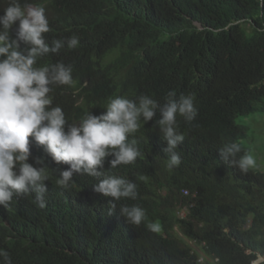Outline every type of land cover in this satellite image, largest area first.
<instances>
[{
  "label": "clouds",
  "instance_id": "obj_1",
  "mask_svg": "<svg viewBox=\"0 0 264 264\" xmlns=\"http://www.w3.org/2000/svg\"><path fill=\"white\" fill-rule=\"evenodd\" d=\"M76 11L73 0H0V213L31 200L44 213L66 207L76 224L98 217L109 223L100 233L115 251L132 245L147 220L151 190L136 175L160 151L169 170L181 164L185 137L199 133L208 85L159 72L169 62L163 50L140 52L142 67L135 59L118 68L116 56L87 43ZM243 141L219 155L247 172L257 161L252 151L237 158ZM178 209L185 219L188 207ZM259 259L254 264H264ZM0 264L25 263L0 249Z\"/></svg>",
  "mask_w": 264,
  "mask_h": 264
},
{
  "label": "trees",
  "instance_id": "obj_2",
  "mask_svg": "<svg viewBox=\"0 0 264 264\" xmlns=\"http://www.w3.org/2000/svg\"><path fill=\"white\" fill-rule=\"evenodd\" d=\"M73 1L80 33L116 56L118 68L135 59L142 67L140 52L152 57L163 50L169 62L159 72L207 83L199 133L185 137L178 167L169 170L168 153L160 151L136 175L151 192L144 198L145 226L133 230L132 245L111 251L100 233L107 221L87 215L76 224L66 207L44 213L28 200L1 210L0 249L25 264H254L264 257V173L241 171L219 155L247 139L240 119L264 115V0ZM239 146L237 158L250 153ZM180 206L188 207L185 219Z\"/></svg>",
  "mask_w": 264,
  "mask_h": 264
},
{
  "label": "rangeland",
  "instance_id": "obj_3",
  "mask_svg": "<svg viewBox=\"0 0 264 264\" xmlns=\"http://www.w3.org/2000/svg\"><path fill=\"white\" fill-rule=\"evenodd\" d=\"M241 125L248 127V137L243 141V145L252 151L256 158V167L253 170L264 173V115H256L251 118L239 120ZM192 244V243H191ZM259 263L264 262V257H260Z\"/></svg>",
  "mask_w": 264,
  "mask_h": 264
}]
</instances>
